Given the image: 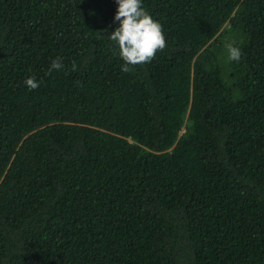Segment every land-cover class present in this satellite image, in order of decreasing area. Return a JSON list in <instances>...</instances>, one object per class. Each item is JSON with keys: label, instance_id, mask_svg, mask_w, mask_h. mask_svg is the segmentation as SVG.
Listing matches in <instances>:
<instances>
[{"label": "trees", "instance_id": "1", "mask_svg": "<svg viewBox=\"0 0 264 264\" xmlns=\"http://www.w3.org/2000/svg\"><path fill=\"white\" fill-rule=\"evenodd\" d=\"M142 7L124 73L117 0H0V264H264V0Z\"/></svg>", "mask_w": 264, "mask_h": 264}, {"label": "clouds", "instance_id": "2", "mask_svg": "<svg viewBox=\"0 0 264 264\" xmlns=\"http://www.w3.org/2000/svg\"><path fill=\"white\" fill-rule=\"evenodd\" d=\"M118 10L114 19L120 22L108 38L115 42L119 48V55L124 61L121 70L128 73L130 66L141 65L150 62L158 50L166 47L162 25L153 20L151 15L142 7V0H117ZM228 59L238 61L241 58V49L233 44L227 45ZM64 68L63 61L57 57L51 61L52 70ZM78 66L73 61L71 71H77ZM30 90H36L40 81L29 77L24 81Z\"/></svg>", "mask_w": 264, "mask_h": 264}]
</instances>
